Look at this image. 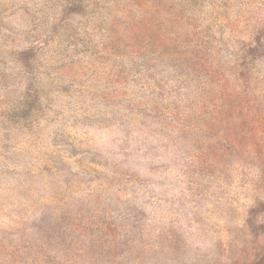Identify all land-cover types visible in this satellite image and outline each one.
<instances>
[{"label":"rangeland","instance_id":"rangeland-1","mask_svg":"<svg viewBox=\"0 0 264 264\" xmlns=\"http://www.w3.org/2000/svg\"><path fill=\"white\" fill-rule=\"evenodd\" d=\"M0 264H264V0H0Z\"/></svg>","mask_w":264,"mask_h":264}]
</instances>
